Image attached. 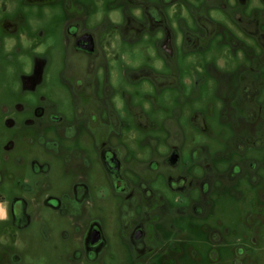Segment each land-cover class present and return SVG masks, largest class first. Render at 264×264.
<instances>
[{
	"label": "flooded vegetation",
	"instance_id": "flooded-vegetation-1",
	"mask_svg": "<svg viewBox=\"0 0 264 264\" xmlns=\"http://www.w3.org/2000/svg\"><path fill=\"white\" fill-rule=\"evenodd\" d=\"M264 264V0H0V264Z\"/></svg>",
	"mask_w": 264,
	"mask_h": 264
},
{
	"label": "rangeland",
	"instance_id": "rangeland-1",
	"mask_svg": "<svg viewBox=\"0 0 264 264\" xmlns=\"http://www.w3.org/2000/svg\"><path fill=\"white\" fill-rule=\"evenodd\" d=\"M48 264H69L68 259L64 258V261L61 262H57L56 260H48Z\"/></svg>",
	"mask_w": 264,
	"mask_h": 264
}]
</instances>
